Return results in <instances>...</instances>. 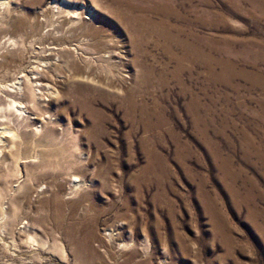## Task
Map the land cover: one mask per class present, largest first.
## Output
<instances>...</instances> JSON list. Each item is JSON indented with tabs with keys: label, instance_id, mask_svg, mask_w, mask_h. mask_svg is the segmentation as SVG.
Returning a JSON list of instances; mask_svg holds the SVG:
<instances>
[{
	"label": "rangeland",
	"instance_id": "1",
	"mask_svg": "<svg viewBox=\"0 0 264 264\" xmlns=\"http://www.w3.org/2000/svg\"><path fill=\"white\" fill-rule=\"evenodd\" d=\"M0 264H264V0H0Z\"/></svg>",
	"mask_w": 264,
	"mask_h": 264
}]
</instances>
